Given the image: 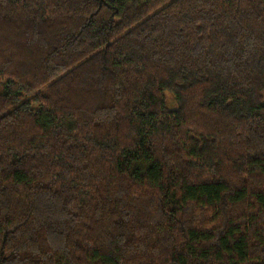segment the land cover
Returning a JSON list of instances; mask_svg holds the SVG:
<instances>
[{
  "label": "trees",
  "instance_id": "1",
  "mask_svg": "<svg viewBox=\"0 0 264 264\" xmlns=\"http://www.w3.org/2000/svg\"><path fill=\"white\" fill-rule=\"evenodd\" d=\"M0 264H264V0H0Z\"/></svg>",
  "mask_w": 264,
  "mask_h": 264
}]
</instances>
